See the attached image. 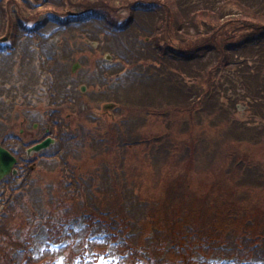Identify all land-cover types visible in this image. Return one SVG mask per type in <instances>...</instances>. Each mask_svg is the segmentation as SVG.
Returning <instances> with one entry per match:
<instances>
[{
  "label": "trees",
  "instance_id": "obj_1",
  "mask_svg": "<svg viewBox=\"0 0 264 264\" xmlns=\"http://www.w3.org/2000/svg\"><path fill=\"white\" fill-rule=\"evenodd\" d=\"M44 1L43 9L51 12L49 16L76 19L55 24L53 29L61 26L64 33L87 34L91 39L116 35L118 57H124L127 71L133 68L135 74H141L143 83L141 102L129 103L119 114L137 108L143 118L137 128L135 122L119 119L98 128L80 125L76 135L73 131L61 135L57 154L67 148L60 156L63 165L71 164V158L102 156L104 172L116 174V181L126 186L118 184L114 197H106V193L105 197L85 196L86 190L101 186L93 177H84L81 169L85 161L78 173L69 167L76 187H61L56 197H40L42 208L38 212L35 201L27 197L10 200L12 208L0 203L4 206L0 212V264H33L35 253L42 255L44 264H56L55 256L70 248L64 264H111L117 260L130 264H264V202L249 195V191L264 186V162L258 153L254 160L248 141L254 130L259 144H264L260 128L264 123V0ZM117 3L124 7L123 17L115 11ZM67 11L75 17H68ZM134 16L147 19L138 23L140 28L131 35L127 31L137 20ZM71 23H77L79 29ZM44 25L42 22L38 28ZM14 27L10 30L12 41L16 35L28 33L25 21ZM90 27L96 34L86 29ZM158 84L163 90L161 101L156 103L151 89ZM223 100L227 103L218 108ZM185 101L192 120L204 108L211 110L205 121L211 129L202 137L192 134L185 149L182 142H173L175 147L167 148L173 154L161 159L162 155L144 141L143 128L148 122L154 129L152 135L160 136L163 133L152 117L165 112L160 120L170 126L177 119L182 121L183 117L169 109L183 106ZM240 102L248 107L244 119L234 116ZM255 116L260 120H253ZM164 135L163 142L173 136L167 131ZM143 144L150 147L139 152L145 161L143 174L153 178L156 171L158 197L118 194L137 181L134 176L139 169L127 161L121 175L124 169L110 161L111 155L122 151L128 155L129 149L121 145L139 149ZM154 154L160 155L158 164L152 162L157 159ZM198 162L206 163L208 180H197L199 189L188 190L187 179L194 181ZM96 168L97 175L101 168ZM239 176L242 181L237 184ZM217 177L220 179L211 180ZM39 237L42 243L37 242ZM77 237L80 241L72 249Z\"/></svg>",
  "mask_w": 264,
  "mask_h": 264
},
{
  "label": "rangeland",
  "instance_id": "obj_2",
  "mask_svg": "<svg viewBox=\"0 0 264 264\" xmlns=\"http://www.w3.org/2000/svg\"><path fill=\"white\" fill-rule=\"evenodd\" d=\"M50 2L63 4V2H61L60 0H50ZM46 3L47 2H45L44 0H0V39L4 40L7 37V35L9 36L10 30H14L15 25L17 28H19L20 21H25L26 27L29 29L34 26L33 22L45 20L44 22L50 25L48 27V25L45 24V27L48 30L52 29L55 26V23L52 21L53 19L49 16L52 14L50 11L43 9V6ZM94 4L99 5L98 2H95ZM65 5L68 6V4H65ZM123 8L124 7L121 3L116 4L115 11H117L121 17H123ZM29 12H32V13H29ZM67 12H71V11H67ZM134 18H137V20L133 24L134 26L130 24V26H133V27H130L129 31H127L128 34L130 33L131 35L135 34L134 29L135 28L137 29V27H139L138 23L140 24L141 21L145 22L147 19L145 17H140V16L139 17L134 16ZM125 23L126 22H123L121 26ZM6 25H8V28H5ZM90 29H91L90 32L95 31L93 27H90ZM121 30H124V29L121 28ZM94 34L96 33L94 32ZM67 36L68 35H62L58 38H53L50 40L49 43L58 44L60 46V49L63 52H65V56L68 53L69 54L71 53L72 55L75 54V57H76V54L81 55L80 49H84L86 51V54L90 55L91 46L89 44L77 43V44L69 45L67 44V39H68ZM114 36L115 37L109 36L108 38L109 44H104L106 41L103 42L102 44L98 40V38L93 39L96 42L100 43V44H97L96 50L93 51V53H95L96 59H92L90 57L88 61H86L85 58H81L79 63L83 67L81 68L79 74L74 77L73 82L71 83L73 86L72 89L68 90L69 88L67 86L64 89H67L68 91L76 90L75 92L77 93L79 92V86L82 83H85L84 85H87V88L83 92L84 93L88 92L87 94L91 97V99L92 97L95 96L94 93H96L95 88L97 86L101 87V89L103 90H104V87H107V88L117 87V89H115L117 93L112 97H117L118 94L119 95L122 94L121 93L123 91L122 78L119 77V75L122 76L123 73L117 74L118 68H115L116 64L109 66L110 67L109 71L105 73L102 72L105 78L104 76L101 77V75H99L100 79L93 76L99 81V83H95V85H93L92 82H89L88 78L86 77V74H88L92 70H95L93 66H95V64L98 63L97 61L102 60L101 56L102 54L105 53V51H103V49L100 48L99 45L104 46V49L108 50L109 46L111 47L114 46L113 44L115 43V40L117 39L116 35ZM64 44H65V47H63ZM71 47H73L74 50ZM18 50L19 52H17V54L23 53L24 52L23 45L21 47L19 46ZM128 54H132V51L128 52ZM65 56L63 57L64 61H65ZM75 57L73 56L72 61L68 65L69 70H70V67L77 60V58ZM30 58L31 60H29V58L21 59L19 55L18 56L16 55L15 57H12V58H5V63L1 62L0 60V110L3 111V114H6V116L5 117L3 116V119H1L2 122L0 121V131H2V133L6 135H12L11 137H8L6 140L4 141L2 140V144H5L8 150L9 148H11V150H15L18 153L16 154L17 158L14 164V167H15V170L19 173V174L17 173L18 176L17 174H13V175H8L11 177H4V176L0 177V203L2 204L5 203V206L9 207L10 203L8 202L10 200L17 202V201H21V200H18L21 197H27L26 200L30 199L32 203L35 201L34 207H35L36 212H38L40 211V208H42L40 197H56L55 192L59 188L61 187L63 188L64 186L76 187L74 184H72L73 182H75L73 178L74 171L73 169L69 167H74L75 172L78 173L79 172L78 167H80L81 164H83L85 161H86L85 167L81 169V172L84 174V177L88 179H92L93 177V179L96 180L97 185H101V186H100V189L95 187L91 191L86 190L84 192V195L87 197H97V196L105 197L107 194L106 197H114L115 192H116V186L120 184V186L124 188L126 186V183H118L116 181V177H117L116 174H111V173L109 174V173L104 172V170L106 169V166L103 165L104 160L102 156L99 157V159H95V156H96L95 154L93 155L89 154V156L86 159L83 158V160H76V161H74V159L71 158L69 159L71 164L63 165L62 160L60 159V156H62L65 152H67V148L65 147V149L62 152L58 153L57 158L51 157L49 162H47L46 164L41 162L39 163V166H38V163L36 164L34 160L31 161L32 157H29L30 155L26 153V149L30 145V142L34 141V138L32 136L35 135L37 137L38 135L37 138H39L40 137L39 134L44 135V133L46 132L45 124H44L45 122H42L43 118H40L39 121L35 119L37 120V122L36 121L31 122L27 120L24 123L22 122V119L24 117L22 113L27 114L25 109H27L26 107L29 104L26 102L28 97L25 98L26 91L27 90L29 91L31 90L34 92L39 91V92H36V94L32 96L33 100H36V102L31 103L34 107H37V105H39V107L40 106H45V107L55 106V108L60 110L63 106L62 101H65V103H68L69 101L68 96L61 97L62 95H58V93L55 91L52 92L51 96H48V92L42 91V88H41L42 74L40 75L41 76L40 79L33 78L34 76L27 72H25L23 75H20L19 73L20 65H22L20 68L24 66V68L29 69V67H31L32 70H36L40 74V72L37 70V68L39 67L37 60L41 58L37 55H33L32 53L30 55ZM17 61H21V62H17ZM90 62H91V65L89 64ZM14 63L15 65H13ZM7 64L11 66V69H6L5 66ZM13 67L15 68L14 73L12 72ZM109 73H111L112 76H109ZM187 74H188V80H190L191 76L189 75L188 72L186 73V75ZM3 80H4V85L1 84V81ZM34 82H36L37 86H35ZM92 85L94 87V90L89 88ZM189 86H192V84H189ZM161 87H162L161 85L159 84L157 85L158 93L153 94L155 97H152V100L155 101L156 103L160 102L162 99V97H160V93L163 90L161 89ZM22 88H24V90L26 91L23 92ZM224 101L226 100H223V102L220 103L218 108H221L223 103H227V101L226 102ZM105 103H108V102H105ZM98 105L100 106L101 102L98 103ZM181 106L182 105L178 104V108L175 106L169 109V111L176 113L180 117H183L182 121L177 119L176 121L173 122L171 126L167 121L160 120L163 113L165 112L152 117L155 123L159 124L158 126L159 130L163 133L160 136L152 135L150 131H153L154 129L153 127L149 125L148 122H146L147 127L146 129L145 127L143 128L144 131L146 130L145 132L143 131V133L145 134L144 141L147 143H150L151 148L148 146V144H143L139 149L129 147V146L123 147L121 145L123 149H129L127 150L129 152L128 155H126V152H123V151L119 152L116 156H113V154L111 155L110 161L117 162L118 165L121 166V169H124V171L120 172L121 175L124 174L126 171L125 165L127 161L136 164L139 169V172H137L136 175L134 176V178L137 181L134 184L125 188L122 191V193H118V194H127L129 197H158L159 187H158L157 182L155 181L156 176H157L156 171L153 170V175H154L153 178L152 177L146 178V176L143 174V169L146 168L145 161L143 157L141 156V153H139L140 150L143 148H147L148 146V148L157 151V153H160L162 155L161 159H163L164 157L165 160H167V155L173 154L171 149L170 151L167 150V148H173V146L175 147V145H173V142H176V141L182 142L183 143L182 145H185L182 147L183 149H185L186 144L192 141L191 140L193 137L192 134L202 137L204 136V134H206L207 131L211 129L209 122L205 123L206 118L210 116L211 110L204 108V111L197 114V117L192 120L191 113L187 116L188 111L185 108L187 107L186 101H185V104L182 107ZM98 112H100L99 107L95 110V114L91 113V115H88L89 117L88 116H85L84 118L82 117L83 119H80L79 117H75V116L73 117L70 116L67 120H61L60 125L64 127L63 128L64 130L73 131L75 133H72V135H76V131L80 130L82 127V126H78L79 124H83L86 127H94L95 126L94 122L95 124H100L103 122V119L99 117L100 115H98L99 114ZM38 113H43V110H39ZM62 115H65V114H62ZM234 116L245 118L246 114L243 110H239V111L236 110ZM61 119H64V118H61ZM191 121L192 123L190 124ZM105 122L113 124L112 121L105 120ZM36 123H39V126H38V129L34 130L32 127ZM58 125L59 124L57 125L51 124V128L53 132L60 131L61 128H59ZM182 125L185 126V130ZM120 128H122V126H120ZM166 131L169 135H173V136L170 138H167V140L163 142L162 140L167 137L164 135ZM111 133H114V130H112ZM58 136H59V132H58ZM4 137L5 135H3L0 139H4ZM53 149L54 150H52V152L56 150V148H53ZM262 153L264 155V151H262ZM153 156L157 158L152 161L153 164H158V159L161 160L160 155L154 154ZM193 158L196 159V156H194ZM34 163L36 164L35 166H34ZM96 167L101 168V171L97 175L94 172V169ZM205 168H206L205 162L197 163L196 167H194V169L196 170H194L192 174L194 181L187 179L188 182L190 183L189 185L190 187L188 188V190L189 189L190 190L199 189V186L197 185V180H200V179L208 180L206 178L207 174L205 172ZM148 170H147V176L149 175ZM137 175L139 177H136ZM218 179L220 178L217 177L216 179H211V180H218ZM225 180L229 181L227 178ZM241 181H242V177L239 176L236 183L237 184L238 182L241 183ZM254 195H264V186L261 188L258 187L255 190ZM259 198L264 202L263 197H259ZM21 206H22V202H20V205L17 207V209L21 208ZM10 208L12 207L10 206ZM3 209H4V206L2 207L0 205V212ZM5 227L8 228V222H6ZM3 230L5 231V229ZM19 231H20V228L14 230L15 233H18ZM0 235H2V232H0ZM38 240H39L37 241L38 243H42L40 241L42 240L41 237H39ZM79 241H80L79 237H77L76 240H73L72 249L76 248L77 243ZM71 252L72 250L70 248L67 252H64L62 255L58 257L56 255L55 256L56 264H64L65 261L67 260V256ZM16 255L17 254H14L13 257H16ZM33 257H34L33 264H44V258L42 257L41 254L38 255V253H35L32 256V258ZM106 260H108V257L105 258V261ZM111 264H130V263L117 260L115 262H112Z\"/></svg>",
  "mask_w": 264,
  "mask_h": 264
},
{
  "label": "water",
  "instance_id": "obj_3",
  "mask_svg": "<svg viewBox=\"0 0 264 264\" xmlns=\"http://www.w3.org/2000/svg\"><path fill=\"white\" fill-rule=\"evenodd\" d=\"M46 145H48V141H45L43 144L39 145L41 148H31L27 151V153L29 154L31 153V151H38ZM14 164L15 159L10 155L8 151H6L0 146V177L9 174ZM13 173H15V171H13Z\"/></svg>",
  "mask_w": 264,
  "mask_h": 264
},
{
  "label": "bare ground",
  "instance_id": "obj_4",
  "mask_svg": "<svg viewBox=\"0 0 264 264\" xmlns=\"http://www.w3.org/2000/svg\"><path fill=\"white\" fill-rule=\"evenodd\" d=\"M82 104H85V102H82ZM32 146V148H41L40 146H39V144H34V145H31ZM41 152H42V149H40V150H38V151H35V152H33V151H31V153H29L28 155H30V156H33L34 154H36V155H38V158L40 159V160H43V156H42V154H41ZM249 195L252 197V196H254V194H253V191H249Z\"/></svg>",
  "mask_w": 264,
  "mask_h": 264
},
{
  "label": "flooded vegetation",
  "instance_id": "obj_5",
  "mask_svg": "<svg viewBox=\"0 0 264 264\" xmlns=\"http://www.w3.org/2000/svg\"><path fill=\"white\" fill-rule=\"evenodd\" d=\"M33 129L35 130V129H37V128H35V127H33ZM47 131V130H46ZM31 136V135H30ZM39 138H37L38 137V135H37V137L35 136V135H33L32 137L34 138V141H29L30 143H34V142H41V141H43L44 139H46L47 137H45V135H42V134H39ZM49 137V136H48Z\"/></svg>",
  "mask_w": 264,
  "mask_h": 264
}]
</instances>
